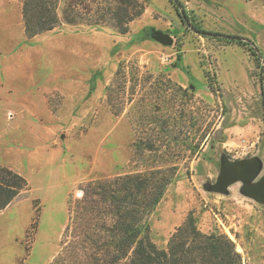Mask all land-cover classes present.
I'll list each match as a JSON object with an SVG mask.
<instances>
[{
  "label": "rangeland",
  "instance_id": "rangeland-1",
  "mask_svg": "<svg viewBox=\"0 0 264 264\" xmlns=\"http://www.w3.org/2000/svg\"><path fill=\"white\" fill-rule=\"evenodd\" d=\"M52 1L59 24L30 38L24 0H0V165L27 180L0 210V264H110L91 236L85 191L175 163L152 241L166 249L193 214L203 233L235 243L240 264H264V202L244 192L264 178V0H140L126 34L68 24L66 0ZM178 8L243 44L197 34ZM188 145H201L190 159ZM247 159L259 161L255 177L217 190L223 161Z\"/></svg>",
  "mask_w": 264,
  "mask_h": 264
},
{
  "label": "trees",
  "instance_id": "trees-1",
  "mask_svg": "<svg viewBox=\"0 0 264 264\" xmlns=\"http://www.w3.org/2000/svg\"><path fill=\"white\" fill-rule=\"evenodd\" d=\"M99 1L97 8L93 10L89 5H82V0H66L62 8L64 21L71 25L81 22L89 25H108L120 34H126L130 24L145 11V4L140 0ZM170 1L177 5L176 0ZM57 4L52 0H24L23 18L28 37L51 31L59 24ZM178 10L184 24L197 34L222 36L228 43L243 44L241 37L201 29L192 23L186 10ZM250 53L259 60V53L253 44ZM118 76L119 72L116 73V80ZM109 90L113 91V87ZM262 94L264 97V69ZM192 98H195L194 94ZM166 122L164 121V124L168 123ZM209 134L208 131L207 135ZM150 142L146 149L154 151L155 144L152 140ZM200 146L188 145L189 150H192L189 159L198 154ZM178 171L177 163L156 166L146 172L127 174L116 177L113 181L91 184L85 191V209L97 218L98 225L91 236L98 251L106 252L110 264H119L121 261L123 264H240L241 256L236 251L235 243L224 234L203 233L197 227L193 214H190L184 224L173 233L166 249H160L152 241L150 217ZM26 186L27 180L23 176L0 165V210L7 208ZM87 224L89 225L88 222ZM91 229L93 228L90 227Z\"/></svg>",
  "mask_w": 264,
  "mask_h": 264
},
{
  "label": "water",
  "instance_id": "water-1",
  "mask_svg": "<svg viewBox=\"0 0 264 264\" xmlns=\"http://www.w3.org/2000/svg\"><path fill=\"white\" fill-rule=\"evenodd\" d=\"M161 42L171 45L173 39L162 33L158 34ZM259 171V161L257 159H247L238 162L230 163L223 161L221 174L216 185V189L224 191L228 186L236 181H251ZM244 192L251 197H254L260 202H264V178L253 186L245 187Z\"/></svg>",
  "mask_w": 264,
  "mask_h": 264
}]
</instances>
